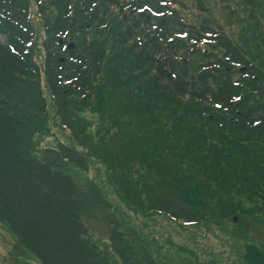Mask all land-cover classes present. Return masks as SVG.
Here are the masks:
<instances>
[{
	"label": "trees",
	"instance_id": "16d2710c",
	"mask_svg": "<svg viewBox=\"0 0 264 264\" xmlns=\"http://www.w3.org/2000/svg\"><path fill=\"white\" fill-rule=\"evenodd\" d=\"M97 1L76 5L74 19L86 17L90 8H97ZM243 1L253 15L255 0ZM107 2L119 12L121 35L129 42V50L138 49L131 63L151 71V91L159 90L162 83L161 92L167 98L187 96L198 116L217 113L220 119L213 121L219 124L216 130L222 138L232 130L237 136L230 137L231 142H264V69L220 26L207 21L188 23L180 14L184 7L181 0ZM34 3L48 35L39 52L32 0H0V93L16 92L14 89L43 75L59 127L67 130L71 139L38 147V137L33 138L37 129L26 122L27 112L0 102V224L13 236V245L40 264H111L89 239V219H100L105 223L104 248L120 264H134L133 260L156 264L143 245L139 256H133L126 239L131 233L122 231L102 188L91 179L80 182L68 171L70 167L86 170L89 164L91 147L79 143L78 149L74 143L72 100L88 106L102 70L103 48L96 41L74 49L65 45L73 18L68 0H54L51 5L57 12L52 16L43 0ZM192 59L200 60L196 68ZM33 103L34 116L49 106L42 93L34 96ZM154 124L157 131H163L156 120ZM198 133L181 140L177 163L166 158L163 147L151 144L146 152L130 137L123 140L114 138L115 133L108 134L104 143L110 142L114 156L116 147L128 160L138 152L146 153L143 199L139 196L135 202L129 191H124L122 198L141 204L145 214L165 216L182 227L194 229L204 222L229 219L240 234L247 235L249 211L259 213L261 209L253 207L264 208V178L254 176L262 177L260 166L257 172L244 170L250 154L245 144L230 153L223 139L201 142ZM258 153H251L254 160ZM114 163L121 168L117 156ZM251 246L248 250H255Z\"/></svg>",
	"mask_w": 264,
	"mask_h": 264
},
{
	"label": "rangeland",
	"instance_id": "374dc122",
	"mask_svg": "<svg viewBox=\"0 0 264 264\" xmlns=\"http://www.w3.org/2000/svg\"><path fill=\"white\" fill-rule=\"evenodd\" d=\"M68 1L72 6L70 16L73 18L65 45H72L69 48L74 49L96 41L103 48L102 70L94 83L88 106L84 107L79 101L72 100L77 139L74 143L78 149L81 148L79 143L91 147L89 164L86 170L70 167L68 171L80 182L91 179L102 188L111 202L116 218L122 223V231L131 233L125 234L136 258L143 245L156 264H264L263 207H253L260 208L261 211H257L259 213L249 211L247 223L250 225L246 230L247 235H242L229 219H223L219 223L204 222L192 229L182 227L165 216L145 214L141 204L122 198L124 191H129L135 202H138L139 196L143 199L145 184L142 173L147 169L144 163L146 153L138 152V156H130L132 160H128L125 153L116 147L115 156L122 165L120 168L114 163L115 156L110 149V142L106 140V144L104 143L108 134L115 133L114 138L118 136L123 140L130 137L146 152H149L147 146L151 144L163 147L165 154L167 153L166 158L175 163L180 162L177 146L193 132H199L198 140L201 142L215 137L223 139L227 142L225 146L230 153L238 151L245 144L250 154L249 157L245 156L247 160L243 165L244 170L253 168L257 172L260 166L262 177L254 173L258 178H264V142L250 144L244 139L231 142L230 137L237 136L232 130H229L230 133L226 131L228 134L222 138L216 130L219 124L213 121L214 118L220 119L217 113L214 116L215 110L210 111L213 113L211 117H207V114L198 116L197 111L191 110L187 96L167 98L166 93L161 92L162 83L159 90L151 91L150 69L131 63L138 55V49L130 51L129 42L121 35L123 28L117 9L108 4L107 0H98L95 4L97 8H90L86 17L74 19L76 5L85 0ZM53 2L54 0H43L49 16L57 12L56 6L51 5ZM181 2L184 7L180 14L184 20L195 25L207 21L220 26L247 57L264 69V0L254 1L256 5L251 8L254 10L253 15H250V9L243 0ZM31 18L35 48L39 52L42 51L41 43L48 35L34 0ZM191 61L193 68L200 62L196 59ZM14 90L16 92L7 90L6 95L0 93V102L17 112H27L26 122L37 129L33 132V138L38 137V147L52 146L57 140L70 141V133L59 127L55 106L46 93L43 75L33 83H24ZM41 93L45 95L49 106L44 113L34 116L32 112L36 110L33 98ZM27 103L32 106L29 108ZM155 120L163 131L155 129ZM155 137L158 140H154ZM178 138L180 139L177 140ZM31 141L33 142L32 138ZM170 146L174 148L171 149ZM254 150L259 151L255 158L258 160H254L251 155ZM231 156L235 157L234 154ZM88 234L89 239L100 248L111 264H120L104 248L106 232L102 220L89 219ZM13 242V236L0 224V264H40L33 256L17 249ZM249 245L255 250L249 251ZM133 261L134 264H140Z\"/></svg>",
	"mask_w": 264,
	"mask_h": 264
},
{
	"label": "water",
	"instance_id": "95a60500",
	"mask_svg": "<svg viewBox=\"0 0 264 264\" xmlns=\"http://www.w3.org/2000/svg\"><path fill=\"white\" fill-rule=\"evenodd\" d=\"M72 45H69V47H71Z\"/></svg>",
	"mask_w": 264,
	"mask_h": 264
},
{
	"label": "snow or ice",
	"instance_id": "6c2138e0",
	"mask_svg": "<svg viewBox=\"0 0 264 264\" xmlns=\"http://www.w3.org/2000/svg\"><path fill=\"white\" fill-rule=\"evenodd\" d=\"M237 99H239V97H237Z\"/></svg>",
	"mask_w": 264,
	"mask_h": 264
}]
</instances>
